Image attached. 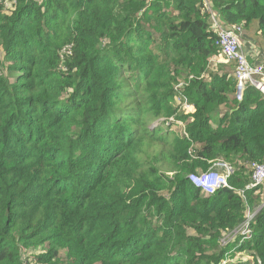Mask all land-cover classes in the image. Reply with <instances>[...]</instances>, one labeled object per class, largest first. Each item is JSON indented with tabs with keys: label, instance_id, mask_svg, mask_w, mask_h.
Returning <instances> with one entry per match:
<instances>
[{
	"label": "trees",
	"instance_id": "1",
	"mask_svg": "<svg viewBox=\"0 0 264 264\" xmlns=\"http://www.w3.org/2000/svg\"><path fill=\"white\" fill-rule=\"evenodd\" d=\"M131 1L149 18L130 0L0 1V264H222L249 210L240 250L264 264V187L247 189L264 94L236 101L203 0ZM216 12L264 37V0ZM219 160L229 188L207 195L189 177Z\"/></svg>",
	"mask_w": 264,
	"mask_h": 264
},
{
	"label": "built area",
	"instance_id": "2",
	"mask_svg": "<svg viewBox=\"0 0 264 264\" xmlns=\"http://www.w3.org/2000/svg\"><path fill=\"white\" fill-rule=\"evenodd\" d=\"M7 8H12L16 0H0ZM205 10L211 15V28L216 33V45L221 51L226 63L234 66V79L236 82L235 99L242 102L244 94L249 86H253L264 94V64L253 65L248 62V59L243 51L241 44V36L243 31L240 27H230L225 24L220 15L213 11L210 0H204ZM71 47L63 51L64 54H70ZM176 88L177 97L176 105L179 106V111L185 114L194 112V107L188 104L187 99L182 94L180 87ZM178 102V103H177ZM181 125V123H177ZM182 126V125H181ZM217 169V170H215ZM233 169L225 162L217 161L213 168L201 174L192 175L189 177L192 184L200 188L207 195H214L223 188H229V177L232 175ZM252 183L247 189L256 187H264V165L254 163L252 165ZM244 194V192L242 193ZM250 214V210L248 212ZM252 217L249 215L245 223L233 233L227 235L221 242L226 247L231 244L232 240L237 236H244L242 242L251 241L253 231L250 228ZM250 238V239H249ZM226 260L222 264H226Z\"/></svg>",
	"mask_w": 264,
	"mask_h": 264
},
{
	"label": "rangeland",
	"instance_id": "3",
	"mask_svg": "<svg viewBox=\"0 0 264 264\" xmlns=\"http://www.w3.org/2000/svg\"><path fill=\"white\" fill-rule=\"evenodd\" d=\"M150 1H151V4H153V2H155V0H150ZM169 2H170V0H164L165 6L167 7V11L168 12L174 11L173 7H171ZM210 2H211V7L213 8L212 10L216 12L217 0H210ZM202 3L204 5V0H203ZM149 6H150V4H145V5H143L141 7L139 4H137L135 2H132L130 0L129 5L127 6V10H134V11L142 10L141 14H144L146 18H149L148 14H149V11L151 10V8ZM155 27H156V29L158 31H161V30L164 29L163 26H162V22L160 20L155 22ZM244 31H245L246 35H248L250 37H253V38L255 37L256 39H259V40L264 42V37L258 32V29H257L256 25H252V26H250L249 29L244 30ZM215 59L217 61H221L220 57L219 58H215ZM221 62H223V61H221ZM230 65H231V67H229V69H232V67H233L232 75H234V66H233V64H230ZM216 68H217V66H215V69ZM215 69H212V71H214ZM232 99H233V97H232ZM175 103H176V101H175ZM233 108H234V104H233V101H232L231 104H228L227 106L221 107L220 113L221 114H225L226 112H230V110L233 109ZM180 113L185 114L184 112H180ZM172 130L177 132V133H179L182 130V126L181 125H175ZM226 163H228V162H226ZM228 183H229V181H228ZM256 194L262 195V202H261L262 204L260 203V204H258L256 206H254V208H253V206L250 207V209H252L253 212H257L258 209L260 210V209H262L264 207V188H262L261 190L257 191ZM243 238H244V236H240V234H239V236H237L235 239H233L231 244H229L227 246L228 247L227 249H230V250H229V254L226 255V258H228V260H226V264H247L250 261H251L250 263L253 264L249 253H247L246 250L245 251H241L240 250L241 246L243 244H245V242H247V241H245V242H243L241 244ZM224 244H223V242H221V246H225ZM219 246H220V240H219Z\"/></svg>",
	"mask_w": 264,
	"mask_h": 264
},
{
	"label": "crops",
	"instance_id": "4",
	"mask_svg": "<svg viewBox=\"0 0 264 264\" xmlns=\"http://www.w3.org/2000/svg\"><path fill=\"white\" fill-rule=\"evenodd\" d=\"M241 44L249 63L253 65L264 64L263 41L246 35L244 31L241 38Z\"/></svg>",
	"mask_w": 264,
	"mask_h": 264
},
{
	"label": "bare ground",
	"instance_id": "5",
	"mask_svg": "<svg viewBox=\"0 0 264 264\" xmlns=\"http://www.w3.org/2000/svg\"><path fill=\"white\" fill-rule=\"evenodd\" d=\"M249 62V61H248ZM212 169V168H211ZM215 170H217V169H215ZM209 171V170H208ZM249 215L253 218L254 217V214H252L251 212H250V214H248V217H249ZM227 247V246H226Z\"/></svg>",
	"mask_w": 264,
	"mask_h": 264
},
{
	"label": "water",
	"instance_id": "6",
	"mask_svg": "<svg viewBox=\"0 0 264 264\" xmlns=\"http://www.w3.org/2000/svg\"><path fill=\"white\" fill-rule=\"evenodd\" d=\"M156 126V125H155Z\"/></svg>",
	"mask_w": 264,
	"mask_h": 264
}]
</instances>
